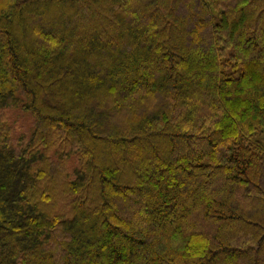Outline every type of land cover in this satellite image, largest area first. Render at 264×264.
Segmentation results:
<instances>
[{
	"label": "trees",
	"instance_id": "1",
	"mask_svg": "<svg viewBox=\"0 0 264 264\" xmlns=\"http://www.w3.org/2000/svg\"><path fill=\"white\" fill-rule=\"evenodd\" d=\"M0 14V264H264V0Z\"/></svg>",
	"mask_w": 264,
	"mask_h": 264
},
{
	"label": "rangeland",
	"instance_id": "2",
	"mask_svg": "<svg viewBox=\"0 0 264 264\" xmlns=\"http://www.w3.org/2000/svg\"><path fill=\"white\" fill-rule=\"evenodd\" d=\"M18 1L19 0H0V13L5 10L8 6H15ZM12 119L14 120L16 135L25 132L26 128H29L30 131V128L32 127L34 121L33 115L21 111H15L13 113Z\"/></svg>",
	"mask_w": 264,
	"mask_h": 264
}]
</instances>
